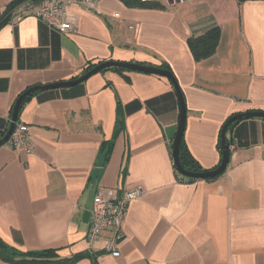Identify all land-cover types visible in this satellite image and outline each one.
<instances>
[{"label": "crops", "instance_id": "0c3cea01", "mask_svg": "<svg viewBox=\"0 0 264 264\" xmlns=\"http://www.w3.org/2000/svg\"><path fill=\"white\" fill-rule=\"evenodd\" d=\"M10 1L0 0V15ZM26 3L0 28V139L29 88L78 78L89 62L169 66L185 99L187 148L205 171L221 163L228 118L264 112L262 0L140 7L100 0L96 13L68 8L77 28L68 34L19 15ZM214 27L221 29L217 50L197 62L188 39ZM34 93L18 114L30 127L33 153L8 142L0 147V239L7 245L26 253L52 249L60 259L101 253L96 262L84 257L73 264H264L263 118L244 119L227 133L232 148L223 175L189 183L174 165L180 105L167 78L109 70L74 87ZM119 105L125 130L104 163L101 146L114 135ZM138 187L144 193L129 205L120 256L91 249L98 190Z\"/></svg>", "mask_w": 264, "mask_h": 264}, {"label": "built area", "instance_id": "2783aa9c", "mask_svg": "<svg viewBox=\"0 0 264 264\" xmlns=\"http://www.w3.org/2000/svg\"><path fill=\"white\" fill-rule=\"evenodd\" d=\"M100 0H34L27 2L19 15H32L45 22L52 29L61 34L74 33L76 26L69 17L68 8L75 5L88 12L98 11ZM147 4L161 0H140ZM114 20H120V15L115 14ZM117 29L124 27L122 21L116 24ZM128 29L133 31V25ZM8 144L20 152L32 154L34 147L30 138V127L23 123H16L12 136ZM232 146H230V149ZM264 153V148H263ZM144 191L141 187L124 191L122 194L118 189L98 190L94 198L91 211L90 230L87 235V242L91 249H99L109 253L114 257H119L117 250L119 242L124 239L122 226L127 215L129 205L133 200L142 197ZM104 234H110L103 240ZM101 244V245H100Z\"/></svg>", "mask_w": 264, "mask_h": 264}, {"label": "trees", "instance_id": "16d2710c", "mask_svg": "<svg viewBox=\"0 0 264 264\" xmlns=\"http://www.w3.org/2000/svg\"><path fill=\"white\" fill-rule=\"evenodd\" d=\"M29 1H34V0H11L10 3L8 4V7L5 13L0 15V28L11 19L10 13L12 9H14L16 6L22 5ZM122 1L128 6H139L140 7V6L148 5V4L142 3L140 0H122ZM237 1L240 3H243L246 1H260V0H237ZM220 38H221V29L219 27H214L201 36L189 38L188 44L194 56V59L198 62V61H202V60L208 59L211 56H213L219 45ZM101 63L102 62H97V63L89 62L86 68L84 69L83 73L88 72L89 70H91L92 68H94L95 66ZM161 68L172 72L170 67L167 65H162ZM109 70L115 71L120 74L127 72L124 69L114 67V68L105 69L102 71V73H105L106 71H109ZM127 81H129L128 78H127ZM34 94L36 93L30 94L24 98L20 106L19 116H20L23 106L30 100V98ZM13 109H14V106L11 110V115L13 113ZM235 115L236 114L230 116L228 120ZM228 120L226 121V123L228 122ZM242 120L244 119L237 120L229 126L226 132L227 144L229 146H231L232 144H231V140L227 138V133L232 131L234 127ZM17 123H19V120H17ZM124 130H125L124 114H123L122 106L119 105L117 106V124H116V130L114 132V135L111 140L104 142L101 146V154L103 156L102 158H103L104 163H107L110 160V157H111L114 145H115V141L118 138L119 134ZM179 160H180L181 165L189 172H204L205 171L200 166V164L197 162V160H195L194 157L189 152L184 137L180 145ZM177 177H179V179L183 182L192 183L196 181L194 179L182 177L179 174H177ZM214 179H217V178H214ZM214 179H208V180H214ZM100 254L101 253L88 252L85 255H78L71 259H60L55 250L50 249V250H45V251H41L37 253L35 252L26 253V252H22L18 249H15L7 245L5 242H3L0 239V260L10 263V264H73L83 259L84 257L86 258L88 257L91 260H93V262H96Z\"/></svg>", "mask_w": 264, "mask_h": 264}, {"label": "water", "instance_id": "95a60500", "mask_svg": "<svg viewBox=\"0 0 264 264\" xmlns=\"http://www.w3.org/2000/svg\"><path fill=\"white\" fill-rule=\"evenodd\" d=\"M114 67L121 68L127 71H132V72H142L145 74L158 75V76L167 78L172 83L175 89V92L177 94L179 105H180L179 126H178L176 137L173 143L172 155H173L174 165L176 167L177 172L185 178L194 179V180H208V179L218 178L221 175H223L229 166L230 157H231V149H230V146L227 144V139H226V132L229 126L233 122L240 120V119H251V118H263L264 119V112H260V111H252V112H247V113L236 114L235 116L230 118L228 122L224 125L222 129L221 137H220L221 138V151H222V160H221L220 165L214 170H209V171H204V172H189L181 165L180 160H179L180 145L184 137V133H185L187 109H186L183 92L179 86L177 79L173 75V73L163 68L155 67V66L137 64V63L107 61V62H102L101 64H98L97 66H95L94 68H92L91 70L84 73L82 76L78 78H75L70 81H65V82H57V83L43 85V86H36V87L29 89L22 96H20L14 106V112L12 114L10 128L7 131V133L4 135V137L0 139V147L5 146L13 134V131L15 129V126L18 120L20 106L25 97H27L31 93L38 92V91L70 88V87L77 86L87 81L92 76L102 72L103 70L114 68Z\"/></svg>", "mask_w": 264, "mask_h": 264}]
</instances>
